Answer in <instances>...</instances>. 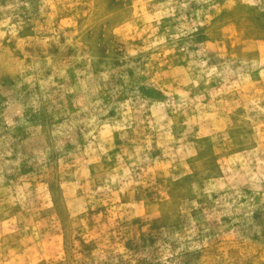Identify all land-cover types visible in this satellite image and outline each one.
Segmentation results:
<instances>
[{
    "label": "rangeland",
    "instance_id": "rangeland-1",
    "mask_svg": "<svg viewBox=\"0 0 264 264\" xmlns=\"http://www.w3.org/2000/svg\"><path fill=\"white\" fill-rule=\"evenodd\" d=\"M0 264H264V0H0Z\"/></svg>",
    "mask_w": 264,
    "mask_h": 264
}]
</instances>
